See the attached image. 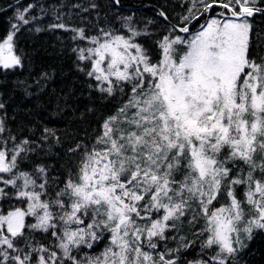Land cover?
Wrapping results in <instances>:
<instances>
[{"label": "snow or ice", "instance_id": "6c2138e0", "mask_svg": "<svg viewBox=\"0 0 264 264\" xmlns=\"http://www.w3.org/2000/svg\"><path fill=\"white\" fill-rule=\"evenodd\" d=\"M32 7L16 14L0 43L3 69L22 66L14 37ZM257 14L264 0H190L155 51L136 40L146 33L132 17L120 18L126 33L108 26L88 36L57 14L48 27L89 41L72 49L91 65L78 71L118 107L66 150L60 170L31 162L40 145L18 141L0 116V264H239L246 241L264 230V32L250 22ZM204 16L191 33L188 25ZM50 138L61 142L44 128L40 140Z\"/></svg>", "mask_w": 264, "mask_h": 264}, {"label": "trees", "instance_id": "16d2710c", "mask_svg": "<svg viewBox=\"0 0 264 264\" xmlns=\"http://www.w3.org/2000/svg\"><path fill=\"white\" fill-rule=\"evenodd\" d=\"M93 2L99 7L91 8ZM30 4L34 7L25 15L30 23L22 26L14 37V52L22 57V66L10 70L0 66V103L4 105L0 116H6V126L18 141L35 140L40 145L36 153L29 154L31 162L60 170L66 150L77 140L87 142L94 130L99 131L104 116L111 115L118 104L117 100L105 99L104 94L88 87L95 81L78 71V66L87 70L91 65L79 61L78 53L72 49L88 47L90 43L71 40L74 35L71 31L50 29L48 26L57 22L55 16L60 15L62 22L70 27H83L88 36L108 26L121 28L120 18L132 17L136 30L146 33L136 40L155 51L156 41L167 28L180 23L179 17L188 14L190 0H119V4L115 0H0V42L6 38L11 25L19 23L16 14ZM219 10L214 9L211 15ZM162 11L167 19L160 15ZM207 18L190 23L191 33L198 31ZM250 22L255 31L264 32V15L257 14ZM37 27L41 31H35ZM121 31L126 33L127 28ZM178 34L190 38L187 33ZM183 47L186 50L187 45ZM45 73L48 78L42 79ZM20 81L25 84L19 85ZM37 81L42 87H37ZM44 128L55 129L61 142L56 143L54 138L41 141ZM33 163L25 162L22 170H30ZM51 174L55 176L57 171ZM246 243L247 247L239 255V264H264V230H256ZM194 254L189 252L188 259Z\"/></svg>", "mask_w": 264, "mask_h": 264}, {"label": "rangeland", "instance_id": "374dc122", "mask_svg": "<svg viewBox=\"0 0 264 264\" xmlns=\"http://www.w3.org/2000/svg\"><path fill=\"white\" fill-rule=\"evenodd\" d=\"M200 29H201V28H200ZM200 29H199V30H200ZM196 32H197V31H196ZM2 42H3V41H1L0 43H2ZM13 50H14V49H13ZM14 54H15V52H14Z\"/></svg>", "mask_w": 264, "mask_h": 264}, {"label": "water", "instance_id": "95a60500", "mask_svg": "<svg viewBox=\"0 0 264 264\" xmlns=\"http://www.w3.org/2000/svg\"><path fill=\"white\" fill-rule=\"evenodd\" d=\"M193 21H195V20H193ZM193 21H192V22H193ZM192 22H191V24H192Z\"/></svg>", "mask_w": 264, "mask_h": 264}]
</instances>
